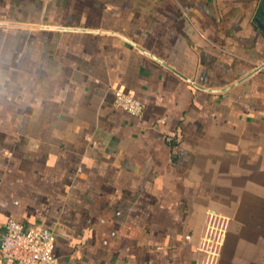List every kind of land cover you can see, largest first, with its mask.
I'll return each mask as SVG.
<instances>
[{
  "label": "crops",
  "instance_id": "1",
  "mask_svg": "<svg viewBox=\"0 0 264 264\" xmlns=\"http://www.w3.org/2000/svg\"><path fill=\"white\" fill-rule=\"evenodd\" d=\"M9 219L57 264H264V0H0Z\"/></svg>",
  "mask_w": 264,
  "mask_h": 264
},
{
  "label": "built area",
  "instance_id": "2",
  "mask_svg": "<svg viewBox=\"0 0 264 264\" xmlns=\"http://www.w3.org/2000/svg\"><path fill=\"white\" fill-rule=\"evenodd\" d=\"M113 100L116 107L133 117H140L143 112L141 101L122 92L117 91ZM208 218V232L202 246L216 255L222 232L216 219L211 215ZM5 223L0 239V264H57L53 254L55 231L44 227L27 228L14 219Z\"/></svg>",
  "mask_w": 264,
  "mask_h": 264
},
{
  "label": "rangeland",
  "instance_id": "3",
  "mask_svg": "<svg viewBox=\"0 0 264 264\" xmlns=\"http://www.w3.org/2000/svg\"><path fill=\"white\" fill-rule=\"evenodd\" d=\"M210 250V249H209ZM211 251V250H210ZM212 255V254H211Z\"/></svg>",
  "mask_w": 264,
  "mask_h": 264
}]
</instances>
